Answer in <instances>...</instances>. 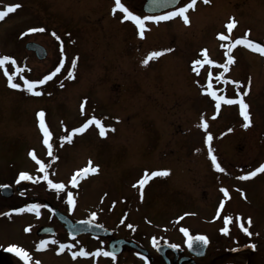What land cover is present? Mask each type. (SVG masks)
Instances as JSON below:
<instances>
[{
	"label": "rangeland",
	"instance_id": "374dc122",
	"mask_svg": "<svg viewBox=\"0 0 264 264\" xmlns=\"http://www.w3.org/2000/svg\"><path fill=\"white\" fill-rule=\"evenodd\" d=\"M144 1L121 0L141 16L146 15ZM183 2L187 0L178 6ZM13 4L21 7L0 20V57L16 61L8 63L7 69L0 67V128L7 129V165L14 173L21 164L15 147L37 148L36 131L44 141L37 115L43 110L57 161L51 175L54 183L62 182L65 190L73 191L77 215L118 203L123 196L139 211L131 210L132 219L149 231L146 237L154 233L156 239L175 241L183 234L180 228H187L190 235H206L208 254L215 256L233 248V214L240 213L243 220L245 215L251 218L254 255L264 257V173L238 179L264 163V55L244 45L228 47L246 32L248 39L264 44V0H210L207 4L197 0L194 10L187 13L189 24L180 17L146 21L144 38L133 21L123 19L122 12L113 14L115 0H0V9ZM230 17L237 21L231 33L225 27ZM30 28L45 31L28 33ZM218 33L229 39L221 41ZM30 41L45 47L44 60L25 50ZM169 48L173 51L142 64L152 51ZM226 52L234 63L223 73L219 65L226 63ZM197 59L202 63L194 65ZM58 66L61 71L36 89L41 95L24 90L21 77L39 80ZM69 70L74 72L72 79ZM5 71L21 89L8 86ZM209 83L217 95L242 98L249 105L248 128L242 126L238 104L222 102L219 109L215 107L207 94ZM245 89L248 94L238 97ZM93 116L108 129L104 137L92 124L83 133L73 134L71 142L59 140ZM209 134L213 139L206 142ZM209 147L224 172L214 169ZM21 157L26 164L25 150ZM89 160L98 172L78 178L73 186L72 176L88 166ZM156 170L170 174L151 177L141 199L137 181L145 171ZM221 188L228 190L227 197ZM150 196L164 197L160 206L151 207L154 210L146 203ZM113 210L109 214L117 215ZM225 216L233 218L228 226ZM105 217L109 224H116L115 217L111 221L109 215ZM224 227L229 228L227 235L221 233ZM146 240L143 245L148 244ZM248 255H237L234 262L242 263L240 256Z\"/></svg>",
	"mask_w": 264,
	"mask_h": 264
},
{
	"label": "flooded vegetation",
	"instance_id": "af4514ba",
	"mask_svg": "<svg viewBox=\"0 0 264 264\" xmlns=\"http://www.w3.org/2000/svg\"><path fill=\"white\" fill-rule=\"evenodd\" d=\"M4 68L7 69V64ZM36 133L38 135V143L35 145L37 148H34V145L29 147L28 145L18 146V148L15 147V156L21 158L19 162L21 164L18 165L14 173L12 166L7 165V129L0 128V185H7L12 190L11 194L7 196V192H3V188H0V264H23V261H21L15 253L7 251L10 245H16L28 251L31 256L30 264H35V261H40V264H145V260L141 258L144 256L127 245L123 247L120 254L115 255V261H113L111 257L104 256H78L76 259L72 257V252H78L80 248H84L90 253L97 249L109 251V242L118 239L133 242L140 248L144 245L147 246V249L144 247H142V249L148 252V264H264L263 256L254 255L256 245L254 249L249 248L241 252L232 251L234 248L239 249L246 245L254 244L253 224L249 227V231L252 233L249 237L241 230L236 222L233 248L215 256H210L208 254V243L206 253L203 257H190L186 250L185 241L187 238L183 234L174 237L176 238L175 241L171 237H169V240L166 238L157 239L159 244H165L164 241H167L169 244H177L180 246L176 252L172 250L166 251L163 257L155 252V247L152 245V238L155 237V234L151 233L149 237L145 236L149 231L139 228L140 222H136V218L132 219L133 212L139 213V211L135 209L136 206H134L133 203H126V199H124L123 196H120V201L118 203H113L105 208H98L99 212L96 211L97 209L95 211L91 210L83 217L77 215L74 208L72 211H69L67 193L73 191L63 189L57 192L55 189L49 188L47 181L42 179L44 173L39 171L40 165L29 155L30 152H33L37 159L45 164L49 179L53 180L54 176L51 175V168H53L54 164H57L55 155H49V148L44 144L43 137L40 138L39 131H36ZM59 140L64 141L62 137H60ZM53 145L56 144L53 143ZM27 147L28 149H26ZM24 150L26 164H23L24 159L21 157ZM20 172L29 173L34 180L21 181L17 184L16 180ZM36 178L39 179L36 180ZM158 193L159 192L156 194L158 195ZM152 195H154V193H152ZM163 199L164 197L159 198L158 196L157 198H152V196H150L146 203L149 208L152 206H160ZM31 204L41 205L39 216H37L35 212L16 211L17 209H27ZM113 208V211L117 214L115 216L114 214H109ZM131 210L133 211L132 213ZM152 210L149 211V215L152 214ZM55 211H58L72 223L90 220L91 213L95 212L97 216L93 223L102 225L103 228L110 231V234L107 233L108 231H106L103 236L93 235L91 233L72 234L68 232L60 222L59 217L55 215ZM5 213L9 215H4ZM108 215L111 217L110 221L115 217V225H111L107 222L108 218L106 219L105 216ZM238 215L244 216L240 213H238ZM236 216L237 215L234 213V220ZM246 216L247 215H245L244 221L248 218ZM103 217H105L106 221ZM121 221H123V223H121ZM128 225H132L133 227L129 228ZM245 227H248L246 223ZM26 228L30 230L25 231ZM143 238H148V241L146 240L148 243L147 245L145 243L143 245ZM41 240H55L57 243H49L43 250L38 251L37 246L40 244ZM262 241L264 242V238ZM60 243L69 244L72 245V247L60 252ZM245 252H248L249 255L246 257L240 256L239 261H242V263L234 262L238 257L237 255H244ZM129 254L130 257H126ZM131 254L133 255L132 257Z\"/></svg>",
	"mask_w": 264,
	"mask_h": 264
},
{
	"label": "snow or ice",
	"instance_id": "6c2138e0",
	"mask_svg": "<svg viewBox=\"0 0 264 264\" xmlns=\"http://www.w3.org/2000/svg\"><path fill=\"white\" fill-rule=\"evenodd\" d=\"M172 2L175 4H180L181 0H172ZM203 2L205 4H207V3H210V0H203ZM196 4H197V0H187V2L182 3V6L175 7L174 10L167 12L165 15H144V16H141V15L134 14L133 11H130L129 8L126 7L124 3L121 2V0H115V5L112 9V12H113V14H115L117 10L122 12L124 14L123 19L133 21L139 30L140 37L144 38V34H145V30H146L145 29V22L146 21H153V22L159 23L160 21H166V20H170V19H173L176 17H180L183 20L184 24L187 25L190 23L189 16L187 15V13L189 12L190 9L194 10ZM19 7H21L20 4H13V5H8V6L4 7L3 9H0V20H3L9 13L14 12ZM236 26H237V21L234 17H230L228 22L225 25V27L229 33H231L232 30ZM43 31H45L44 28H30V29H28V33L43 32ZM52 35L55 36L56 34L52 33ZM248 35H249V33L246 32L244 34L243 39H239V38L236 39L231 45H228V47L234 48L236 45H244V46L248 47L249 49L260 53L261 55H264V44L257 43V42H254V41L248 39L247 38ZM217 36H218V39H220L221 41L229 39V37L223 33H218ZM56 38L59 40L58 36ZM171 51H173V49H171V48L161 50V51H152L142 61V64L146 66L150 60L158 58V57L164 55L166 52H171ZM201 51H202V54L204 55L205 60H207V50L203 49ZM225 55L227 56V61H226V63L219 65V67L222 68L223 71L226 73L229 70V65L234 63V57L227 52L225 53ZM8 63L15 65L16 61L12 57H9L7 55L0 57V67H4ZM200 63H202V61L199 59L193 61L194 65H197ZM208 63H213V62L208 61ZM62 64H63V61H61V65ZM75 67H76V59H73L72 69H75ZM60 71H61V67L58 66L53 72L49 73L48 75H45L42 79H39V80H29V79H24L23 77H21V79H23V88H24V90L31 93L32 95L39 96L42 93L40 91H36L37 87L39 85H43L46 81L51 80ZM5 75L8 77L7 83H8L9 87H11L13 89H21V87H22L21 84L14 82L12 75H10L7 71H5ZM68 78L69 79L74 78V72L72 70L68 71ZM220 78H221L220 76L217 77V79H220ZM233 83L239 85L238 81H234ZM249 87H250V81H249ZM211 88H212V85L209 83L208 84L209 91L207 94L210 95L214 99L215 107L217 109H219L221 107L222 102L224 104H228V105L238 104L239 110H240V116L243 119L242 126L245 129L248 128L251 125V114L248 111L249 105L246 104L242 98L231 99V98H225L222 95H217L216 91H212ZM247 94H248V89H245L242 93H237L238 97L246 96ZM85 104H86V100L81 103V112L82 113L84 111ZM37 115L39 117V125L41 128V131L44 134V144L48 145L49 155H52L51 144H49L50 132L47 129V127L45 126V121H44L45 113L43 110H41L37 113ZM201 120H202L203 127L206 129L207 123L203 122V117L201 118ZM92 124H95L99 128L100 136L104 137L106 132L108 131V129L102 125V122L100 119H97L95 116H93V117L89 118L88 120H86L80 127L72 129L71 133L62 137V140H66L68 142H71L73 139V134L83 133L89 127V125H92ZM111 130L114 131V129H111ZM228 131L231 132L232 129H228ZM212 139L213 138H212L211 134H209L207 136L206 142L211 141ZM208 154H209V157L211 159V163H212L214 169L219 171V172H224L225 169L222 168L220 163H218L217 157L213 154V149L211 147H209V149H208ZM29 155L32 156V158L34 160H36L37 164L40 165L39 171L44 173L42 179L47 181L48 187L51 189H55L57 192L62 191L65 188V185L62 182L54 183L52 179H49V175L47 173L45 164L42 163L41 161H39L33 152H30ZM98 170H99L98 166L93 167L91 160H89L88 166H86L83 169H78L76 171V173L72 176L70 182L73 186H76L78 184V178H84L87 174H95L98 172ZM258 173H264V163H261L254 170L247 172L246 175L238 177V179L247 180V179L255 177ZM169 174H170L169 170H156V171H152L151 173H148L147 171H145L144 176L140 180L137 181V184L139 185V189H140L141 199L143 198L144 186H145L146 182L151 177L167 176ZM38 179L39 178H36V180H38ZM28 180H34V178L27 172H20L19 177L16 180V183L19 184L21 181H28ZM133 186L136 187V185H133ZM7 187H8L7 185H0V188H7ZM220 191L224 194L225 197L228 196V190L227 189L221 188ZM67 203L69 205V211H72L74 208V200H73V195L71 192L67 193ZM223 206H224V202L221 201L220 208L222 209ZM40 207H41V205H39V204H31L27 207V209H17L16 211L17 212H23V211L35 212L36 215L39 216L40 215V213H39ZM4 215H9V214L5 213ZM217 215L219 216V212L217 213ZM96 216H97V214L95 212H92L90 220L79 221V223L92 226L93 221H95V219H96ZM180 219H183V217H180ZM223 219H224L225 225H228L233 220V218L229 217V216H225ZM235 221L238 223V226L241 228V230L246 235H248L249 237L252 235V233L249 231V227L251 226V218L250 217H248L246 219V221H244L239 215H237L235 217ZM121 223H123V221H121ZM245 223L248 225V227H245ZM95 227H102V225L97 224V225H95ZM128 227L132 228L133 226L128 225ZM29 230H30L29 228L25 229V231H29ZM180 231L187 238L185 241L187 247L190 250H192V249L198 250V254H203L202 249L205 248L209 243L208 237L206 235H190L189 230L187 228H183V227L180 228ZM221 232L223 234L227 235L229 232L228 227L222 228ZM49 243L55 244L57 242L55 240H52V241L41 240L40 244L37 246V250L38 251L43 250ZM164 243L167 247L174 249V250L178 249L180 247L177 244H169L167 241H164ZM152 245H153V247L157 248V250L160 249L159 242L155 237L152 238ZM247 246L251 247L253 249L255 248L254 244H250ZM71 247H72V245L60 243L59 244V251L62 252L65 249L71 248ZM237 250L238 249H235V248L232 249V251H237ZM7 251L15 253V255L21 261H23V264H30L31 256H30L29 252L26 251L24 248L16 246V245H10L7 248ZM78 256H81V257L104 256V257H111L113 261H115V258H116L115 253L112 251H104L102 249H97L96 251L90 253V252L86 251L84 248H80L78 252L77 251L72 252L73 259H76ZM141 258L145 260V264H148L147 257H141ZM35 264H40V261H35Z\"/></svg>",
	"mask_w": 264,
	"mask_h": 264
},
{
	"label": "water",
	"instance_id": "95a60500",
	"mask_svg": "<svg viewBox=\"0 0 264 264\" xmlns=\"http://www.w3.org/2000/svg\"><path fill=\"white\" fill-rule=\"evenodd\" d=\"M176 6H177V4L173 3L172 0H145V3L142 7V10L144 13H147L150 15H156V14H160L162 12H165L167 10H171V9L175 8ZM24 48H25V50L32 52L38 60L42 61L47 56V52H46L45 48L38 43L27 42L25 44ZM2 191L7 192V196H9L11 194L12 190H11V188L7 187V188H3ZM55 215L57 217H59L60 222L67 229V231L72 233V234H75V233L76 234L91 233L93 235L103 236L105 234V232L108 231L107 229H105L103 227H95V225H97V224H94V223L92 224V226H89L86 224H80L79 222L72 223L70 220H68L65 216L60 214L58 211H55ZM107 233L110 234V231H108ZM126 245L134 248L135 250L140 252L143 256L148 257V252L146 250L138 247L135 243L129 242L126 240H121V239L111 240L108 244V248H109V251H112L115 253V255H118L122 252L123 247ZM159 245H160V249L157 250V248H155V251L157 254H159L160 256H163V257H164V254L166 251L172 250V251L176 252V250H177V249H175V250L171 249V248L167 247L165 244H159ZM205 248L202 249L203 254H198V250H196V249L190 250L187 247V250H188L189 255H191V256H202V255H204ZM247 248H251V247L245 246L240 250L247 249Z\"/></svg>",
	"mask_w": 264,
	"mask_h": 264
}]
</instances>
